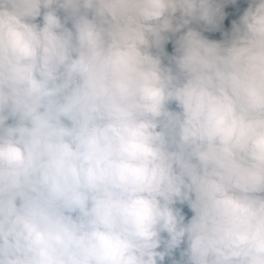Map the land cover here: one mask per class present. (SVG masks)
<instances>
[{
  "label": "clouds",
  "instance_id": "obj_1",
  "mask_svg": "<svg viewBox=\"0 0 264 264\" xmlns=\"http://www.w3.org/2000/svg\"><path fill=\"white\" fill-rule=\"evenodd\" d=\"M0 264H264V0H0Z\"/></svg>",
  "mask_w": 264,
  "mask_h": 264
}]
</instances>
